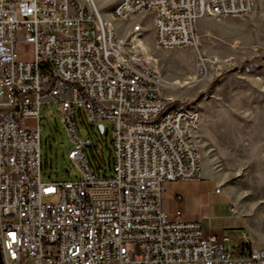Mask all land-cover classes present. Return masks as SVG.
Segmentation results:
<instances>
[{"label":"built area","instance_id":"built-area-1","mask_svg":"<svg viewBox=\"0 0 264 264\" xmlns=\"http://www.w3.org/2000/svg\"><path fill=\"white\" fill-rule=\"evenodd\" d=\"M253 11V0H115L107 20L94 0H0L2 264H264L247 231L232 251L229 236L204 237L199 222L162 210L163 183L202 177L200 115L162 95L142 24L122 38L112 24L152 17L154 49H194L200 80L234 59L198 52V22ZM18 43L33 47L32 60L18 59ZM42 105L61 118L76 181L43 180ZM76 111L112 125L108 176L87 159Z\"/></svg>","mask_w":264,"mask_h":264},{"label":"rangeland","instance_id":"rangeland-1","mask_svg":"<svg viewBox=\"0 0 264 264\" xmlns=\"http://www.w3.org/2000/svg\"><path fill=\"white\" fill-rule=\"evenodd\" d=\"M94 1L103 18L110 20L108 12L115 0ZM244 17L205 18L202 20L208 24L201 28L198 22V52L206 57L233 58L234 65L222 74L211 72L195 83L192 81L196 76L197 52L194 49L155 50L152 17L145 15L131 21L112 22L121 38L134 23L140 22L146 46L151 50V61L161 79L169 85L181 83V87L184 81L189 83L183 88L161 90L163 96H171L177 105L197 111L201 119L196 142L201 154L202 177L198 181L179 182L177 187L183 192L202 190L204 205L212 208L209 210L212 224L220 221L224 227L231 228L222 235L230 237L231 242L224 247L230 246L232 251L237 245L235 235L240 231H247L255 246L264 247V37L259 42L248 39L234 44L229 35L241 28L238 20ZM15 48L19 60H32L31 45L18 43ZM81 120L76 111L78 137L92 143L91 148L85 149L87 159L97 174L108 176L112 125L103 122L101 133L98 124L89 125ZM40 133L43 180L79 179L78 170L67 157L72 144L53 105L40 108ZM65 170L69 171L68 175ZM228 197L236 215L230 211Z\"/></svg>","mask_w":264,"mask_h":264},{"label":"crops","instance_id":"crops-1","mask_svg":"<svg viewBox=\"0 0 264 264\" xmlns=\"http://www.w3.org/2000/svg\"><path fill=\"white\" fill-rule=\"evenodd\" d=\"M253 1V13L239 19L238 22L242 25L241 28L229 35L231 37L230 40L234 41V44L237 41L246 42L248 39L254 42H259L261 37H264V0ZM199 23L200 28L208 24L204 23L203 20H200ZM178 184L179 182H166L162 184L164 190L161 195V205L164 212H166L170 217L174 213L180 212L182 214L183 221L199 222L202 225L204 237L209 235L220 237L224 230L231 229L230 227H224V224L220 221L212 224L211 216L209 214V210L212 208L207 209L206 205H204V193L202 190H199L197 193L183 192V190L177 187ZM227 203L230 205L231 211V206L233 204L229 203V197L227 198ZM227 203L223 205H227ZM231 213L228 211V214ZM256 246L264 248L259 245Z\"/></svg>","mask_w":264,"mask_h":264},{"label":"bare ground","instance_id":"bare-ground-1","mask_svg":"<svg viewBox=\"0 0 264 264\" xmlns=\"http://www.w3.org/2000/svg\"><path fill=\"white\" fill-rule=\"evenodd\" d=\"M197 41H198V38H197ZM145 49H146V51H147L148 53L151 52V50H150V48H149L148 46H146ZM188 79H189V78H188ZM196 81H197V79L194 78L192 82L195 83ZM179 84L181 85V83H177V82H175V83L172 84V85H175V86L177 87V89H179V88H183V87H186V86L189 85V83H188L187 81H184V82H183V84H182L183 87H181ZM172 85H169V84H167V83H165V82L163 81V87L161 88V90H162L163 88H165V89H166V88L172 89V88H174Z\"/></svg>","mask_w":264,"mask_h":264},{"label":"water","instance_id":"water-1","mask_svg":"<svg viewBox=\"0 0 264 264\" xmlns=\"http://www.w3.org/2000/svg\"><path fill=\"white\" fill-rule=\"evenodd\" d=\"M98 129H99V131L101 133L103 132V126L102 125H99ZM65 174L68 175L69 174V171L68 170H65ZM0 264H2L1 252H0Z\"/></svg>","mask_w":264,"mask_h":264},{"label":"trees","instance_id":"trees-1","mask_svg":"<svg viewBox=\"0 0 264 264\" xmlns=\"http://www.w3.org/2000/svg\"><path fill=\"white\" fill-rule=\"evenodd\" d=\"M103 131H104V129H103ZM109 166H110V163L108 164ZM240 246H244V245H240V244H238V247H240ZM240 251H244V248H236V251H235V255H240L241 254V252Z\"/></svg>","mask_w":264,"mask_h":264}]
</instances>
